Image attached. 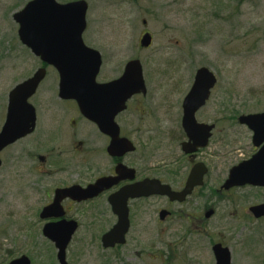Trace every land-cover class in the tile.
<instances>
[{
  "label": "rangeland",
  "instance_id": "rangeland-1",
  "mask_svg": "<svg viewBox=\"0 0 264 264\" xmlns=\"http://www.w3.org/2000/svg\"><path fill=\"white\" fill-rule=\"evenodd\" d=\"M30 1L0 0V124L11 89L40 68L37 58L20 42L18 24L13 19ZM86 1L89 10L84 40L100 50L104 59L99 81L120 76L133 57L143 64L147 97L135 99L121 119L127 123H123L125 133L131 137L136 134L133 140L140 145L136 159L145 163L138 167L140 170L150 168L147 174L172 178L174 182L182 176L174 187L183 188L181 183L186 173L189 175L191 165L175 142L177 132L172 129H180L175 123L182 117L183 99L199 68H210L218 83L198 119L221 121L209 147L198 158L210 169L204 188L184 204H171L167 198L157 197L140 206L132 205L134 232L119 250H105L101 237L78 233L68 249V262L216 264L212 246L222 242L232 251V264H264V239L258 238L249 246L242 244L240 224L227 219V204L218 195L229 170L251 150V135L238 118L264 107V0ZM145 31L152 33L154 40L143 51L138 45ZM33 103L40 108L43 120L27 145L39 156L34 162L24 150L26 144L19 145L12 155L18 157L16 170L20 169V173L6 172L7 181L0 184V264L22 255L32 258L34 264H59L57 249L43 236L44 223L39 215L49 202L47 193L64 180L73 181L74 171L81 164L79 157L49 158L42 148V144L51 145V140H55L48 128L52 114L66 127L60 136L64 140L74 133L68 123L79 119L70 103H62L59 98L58 77L53 69ZM64 105L68 117L62 112ZM89 131L99 134L92 128L84 133L91 135ZM91 159L88 167L93 172L97 159ZM32 165L36 172L31 170ZM62 169L67 173H58ZM164 210L175 215L161 222ZM208 210H216V214L207 219ZM96 216L102 222L109 220ZM85 225L92 223L87 221Z\"/></svg>",
  "mask_w": 264,
  "mask_h": 264
},
{
  "label": "water",
  "instance_id": "water-1",
  "mask_svg": "<svg viewBox=\"0 0 264 264\" xmlns=\"http://www.w3.org/2000/svg\"><path fill=\"white\" fill-rule=\"evenodd\" d=\"M88 8L85 0L68 3H60L57 0H32L15 13L13 19L19 26L20 41L45 64L54 66L59 72L61 98L75 100L82 115L95 122L103 133L112 138L109 152L122 156L134 148L128 140L120 138V128L115 120L127 108L128 100L134 95L147 93L143 67L139 60H132L126 65L124 74L119 79L108 83L97 82L102 57L100 52L88 47L83 39L87 29ZM151 43V35L145 34L141 41L142 47L148 48ZM45 76L46 69L41 68L10 93L8 117L0 133V151L25 134L33 132L36 111L29 103V99L36 93ZM216 83L214 73L209 68L202 67L197 70L195 82L184 99L182 126L189 140L183 143L182 148L186 154L195 153L208 146L214 125L199 123L196 114L209 100ZM239 122L254 132L255 140L264 135V113L243 115ZM257 167L264 168V150L247 164L233 167L223 189L246 183L258 184L257 178L264 177V171L256 175ZM205 174L203 164L194 166L186 187L180 192L158 180H145L126 186L112 195L109 200L119 219L102 237L103 247L108 249L126 243V234L130 228L129 199L160 195L167 196L173 202H184L196 187L203 185ZM112 183L113 179H103L86 189L79 186L59 189L54 201L43 209L40 217L42 220L61 218L65 215L63 200L67 198L78 202L92 200ZM261 208L264 209V206L257 210ZM168 214L167 211H163L161 219H165ZM213 214L214 212L210 211L206 217L210 218ZM77 228L78 223L73 220L47 223L43 228L44 236L54 242L58 249L60 264H69L67 249ZM213 251L216 264L232 263L229 248L216 244ZM9 264H31V260L27 256H22Z\"/></svg>",
  "mask_w": 264,
  "mask_h": 264
},
{
  "label": "flooded vegetation",
  "instance_id": "flooded-vegetation-1",
  "mask_svg": "<svg viewBox=\"0 0 264 264\" xmlns=\"http://www.w3.org/2000/svg\"><path fill=\"white\" fill-rule=\"evenodd\" d=\"M148 32L149 31H145L143 35ZM152 38H153V35H152ZM138 48L143 51L149 49V48H143L141 46V40L139 41ZM136 59L142 63L140 59L135 58V57H133L129 61L136 60ZM37 60L39 62L40 68L45 67L47 70V73H46L45 79L41 82L37 92L30 98V102L32 103L36 111V125H35L33 132L25 134L24 136L17 139L16 141L6 145L0 151V162H1L0 163V184H5V182L7 181L6 172L10 174L13 173V171L18 172V174L20 173V169L16 170L18 166V161H17L18 157L17 155L15 156L12 155L13 151L19 145L26 144V149H24L25 147H22V148L27 153H29V157L33 158L34 162L38 160L39 155L34 154L33 149H30L29 145H27V142L29 143L30 140H33V137L35 138L36 133H38L40 129L39 123L43 120L41 110L39 107H37L33 103V100L38 95L44 81L46 80L48 76L49 70L53 69L58 77V96L59 98L61 99L62 103H65V104L66 102L70 103L69 105L71 107L70 109L76 111L77 114L79 113V119L78 121L71 120L68 123V126H70V130L73 131L74 133L69 134V140L68 138L64 140L60 136L61 134L65 132L66 127L65 125L63 126L59 124L58 120H54L52 118L53 116L52 114L50 126L48 128L50 129L53 135L52 137H54L55 139L53 141L55 142L51 140V143H52L51 145L44 146L42 144V148L45 149L44 154L46 156H49V158H55L57 156H64V155H66L67 158H74V157L78 158L79 157L81 159L80 161L81 164L77 165L76 170L74 171L75 177L72 179L73 181L64 180L63 182L55 185L56 187H54V190L52 193L50 192L47 193V199L49 202L43 206L42 210L54 201L56 192L59 189H66V188H70L73 186H79L83 189H86L90 185H94L100 180L113 179V183L111 184V186L109 188H105L102 192H100V194L97 197H95L92 200H89L87 202H76L70 198L63 200L62 202V205L64 207L63 210H65L66 214L63 217L57 218V219H60V220L63 219L66 221L74 220L78 223V230L73 237L72 243H74L75 240L77 239L78 233L79 234L82 233L83 235L86 234L90 236V238L102 237L106 232L111 230L116 225L119 218L114 213L113 206L111 205L109 199L112 195L118 193L122 188L129 186V185H134L136 183L143 182L145 180H158L163 184L170 185L174 190H176L174 187V183L179 182L182 179V176L178 179L179 181L174 182L172 178L164 179L159 176H154V174L153 175L147 174L148 172H150V168H148V170L146 169L140 170L138 168L140 167V165L145 166L144 162L136 159V157L138 158L140 156L136 154L138 153V149L140 145L138 143L136 144L133 140V137H136V134H133L131 137L129 134L125 133V129L123 126L124 124H127V123H125L124 120H121L122 115L129 110L131 103H133L135 99L137 100L138 97H142V98L147 97L148 87H147V93L145 95L138 94L132 97V99L128 101L127 110L120 113L116 117L115 121L121 130L120 137L122 139L128 140L134 148L133 151L127 152L122 156H116V155H112L109 152L112 138L109 135L103 133L95 122L89 120L88 118L82 115L76 101L65 100L61 98L60 93H59V74L56 71V69H54L52 66L46 65L40 59H37ZM102 60H104L103 56H102ZM129 61L126 62L124 69ZM103 65H104V61L102 63V66ZM124 69H123V72H124ZM120 76L114 79H109V80H104V81H99V82H110L112 80L118 79ZM9 96H10V92L7 96V100L5 101L3 105L4 112L1 114V116H3V122L0 124V133L4 128L7 117H8ZM61 109L64 115L68 117V113H67L68 109L66 108V105L62 106ZM256 113H259V114L264 113V107L261 111L256 112ZM182 116H183V111H182ZM47 120H49V118H47ZM197 120L199 123H202V124L214 125L215 126L214 131L216 130V127L219 125L221 121L220 119H216V120H213V119L201 120L200 119L199 120L198 118ZM223 120H226V119L223 118ZM129 121L130 120H128V123ZM182 122H183V117H180L179 119H177V122L175 123L176 125H178V127H180L179 129L180 133L177 128L172 129V130H175V132H177V134L175 135V142H178V144L180 145L181 151H182L183 143L188 141V138L182 128ZM51 125H55L57 126V128L54 129L51 127ZM241 126L245 127L251 135V143H250L251 150L249 153L244 155V157L240 159V161L238 162L239 165H245L254 156L258 155L261 151L264 150V135H262L261 138H258L257 140H255L254 132L247 125H241ZM90 128L97 130L99 134L94 135L93 131H89L91 135L85 134L84 131L86 129L89 130ZM58 138H60V140ZM94 138H97V139H94ZM203 152L204 150H198L195 154H188V155H185L182 152L184 156L187 157V160L189 161L191 165L190 167L191 170L189 172V175L187 176V173H186L187 177L185 176V179L181 183L183 185L182 189L186 187V183L188 181V178L194 166L198 164H203L204 168L206 169V174L204 175V179H203V186L196 187L194 189L192 196L198 189L201 190L202 188L206 186V183L208 182V177L210 175L209 167L203 161L198 160L199 156L202 155ZM68 156H71V157H68ZM92 156H94V158H96L97 161L95 162L94 171L90 172V169L88 166L92 163V159H91ZM42 157L43 156H41L40 158ZM44 165L47 167L46 163ZM6 168L8 169L6 170ZM31 170L35 172L37 171L34 165H32ZM230 170L223 184L229 179ZM263 171H264L263 167L261 168L257 167L256 175L260 174ZM58 173H67V172L66 170L62 169V171H59ZM257 181H258L257 182L258 184L246 183L245 185L234 186V187H230L229 189L220 188L218 190V195L222 197L223 201H225V203L227 204V214H226L227 219L230 220L233 218L235 222L240 224V236H241L240 242L247 246L251 245L258 238L264 239V209L261 208L260 210H257V208L264 206V182H262L264 181V177L262 176L258 177ZM150 198L151 197H148V198L140 197L136 199H129L128 207H129V212H130L129 216L131 220V227H130L129 233L127 234L128 237H130L129 235H132V233L134 232V230H132V219H131L132 205L140 206L142 204H145L144 202L147 200H150ZM163 198H166V197H163ZM171 204H174V203H171ZM88 206H91V208L90 210H88L89 212L87 213ZM95 214L103 218L107 217L109 218V220L103 219L105 222H102V219L97 220L98 217ZM57 219L50 218L48 221L57 222L58 221ZM87 221H90L92 225L86 226L85 222ZM218 243H221L223 246H225L222 242H216L213 244L212 249L214 245ZM121 248L122 246H116L115 248H113V250L116 251ZM227 248L230 249V247L228 246Z\"/></svg>",
  "mask_w": 264,
  "mask_h": 264
}]
</instances>
